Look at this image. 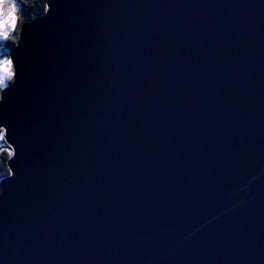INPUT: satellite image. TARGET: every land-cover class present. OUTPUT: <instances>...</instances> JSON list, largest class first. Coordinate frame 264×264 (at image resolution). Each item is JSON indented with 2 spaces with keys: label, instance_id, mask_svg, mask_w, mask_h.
<instances>
[{
  "label": "water",
  "instance_id": "95a60500",
  "mask_svg": "<svg viewBox=\"0 0 264 264\" xmlns=\"http://www.w3.org/2000/svg\"><path fill=\"white\" fill-rule=\"evenodd\" d=\"M10 51L0 264H264V0H49Z\"/></svg>",
  "mask_w": 264,
  "mask_h": 264
},
{
  "label": "trees",
  "instance_id": "16d2710c",
  "mask_svg": "<svg viewBox=\"0 0 264 264\" xmlns=\"http://www.w3.org/2000/svg\"><path fill=\"white\" fill-rule=\"evenodd\" d=\"M48 2L49 0H17L20 11L16 30L15 32L11 33L8 40H3V42L0 41V48L5 56L8 57V53L18 45L22 26L28 22H32L37 17L43 15L46 12L44 6L45 4H48ZM1 144L7 146V144L3 142L0 143V145ZM9 160L10 158L8 157L7 150L0 153V181L9 175Z\"/></svg>",
  "mask_w": 264,
  "mask_h": 264
},
{
  "label": "snow or ice",
  "instance_id": "6c2138e0",
  "mask_svg": "<svg viewBox=\"0 0 264 264\" xmlns=\"http://www.w3.org/2000/svg\"><path fill=\"white\" fill-rule=\"evenodd\" d=\"M5 4H8V0H0V10L6 12V11H8V9L4 7ZM17 6H18L17 0H16L15 4L9 5V7L12 9V11H11L12 22L8 23V24H4V23L0 22V35H3L5 37H9L12 32H15L16 24H17L15 9ZM44 9H45V11H48L49 6L47 4H45ZM4 19L6 20L7 17H4ZM13 63H14L13 59H11V58L0 59V80H3L5 78L13 80L14 75H15V73L13 71ZM2 92L3 91H0V93H2ZM3 98L4 97H0V99H3ZM0 142L7 144V141L5 140V130L2 127H0ZM9 149H10V146H9ZM9 149H0V153L7 150L8 157L11 159L15 155V153H14V151L9 150ZM9 175H13L11 169H9Z\"/></svg>",
  "mask_w": 264,
  "mask_h": 264
},
{
  "label": "clouds",
  "instance_id": "9594fccd",
  "mask_svg": "<svg viewBox=\"0 0 264 264\" xmlns=\"http://www.w3.org/2000/svg\"><path fill=\"white\" fill-rule=\"evenodd\" d=\"M16 3V0H8V4H5V8L8 9V11H2L0 10V22L4 23V24H8V23H11L12 22V16H11V11L12 9L9 7L10 4H15ZM16 20L19 19V7L17 6L16 9ZM4 17H7V19L5 20ZM9 37H5L3 35H0V40H8ZM12 80L10 79H3V80H0V91H4L6 90L10 84H11Z\"/></svg>",
  "mask_w": 264,
  "mask_h": 264
},
{
  "label": "rangeland",
  "instance_id": "374dc122",
  "mask_svg": "<svg viewBox=\"0 0 264 264\" xmlns=\"http://www.w3.org/2000/svg\"><path fill=\"white\" fill-rule=\"evenodd\" d=\"M19 7V6H18ZM40 17V16H39ZM38 18V17H37ZM35 20V19H34ZM33 20V21H34ZM18 21V20H17ZM29 23H31V22H28V23H26V24H29ZM17 25V24H16ZM25 25V24H24ZM0 41H2L3 42V40H0ZM8 57L7 56H5V54L2 52V50H1V48H0V59H4V58H10V52L8 53ZM0 143H2V142H0ZM0 149H8V147L7 146H5V145H3V144H1L0 145Z\"/></svg>",
  "mask_w": 264,
  "mask_h": 264
}]
</instances>
